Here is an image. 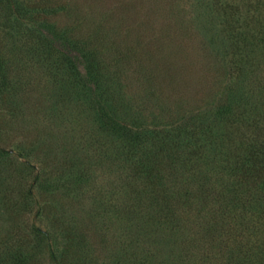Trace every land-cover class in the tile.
Segmentation results:
<instances>
[{
	"label": "trees",
	"instance_id": "16d2710c",
	"mask_svg": "<svg viewBox=\"0 0 264 264\" xmlns=\"http://www.w3.org/2000/svg\"><path fill=\"white\" fill-rule=\"evenodd\" d=\"M40 12L0 0V28L8 36L0 39V108H21L46 78L47 88L53 85L49 115L78 103L101 134L91 140L93 133L82 132L70 148L77 155L56 182L37 173L21 205L46 215L33 193H48L60 180L91 204L90 177L111 159L115 178L94 190L99 197L90 207L97 238L110 250L99 264H264V0H194L217 80L202 103L172 116L150 88L126 90L95 32L80 34L77 22L58 25ZM32 65L45 76L33 84L25 74ZM9 151L0 147V157ZM3 226L0 264H31L43 249L50 264H65L48 230L29 225L38 245L28 246L12 218ZM60 228L71 241L70 227Z\"/></svg>",
	"mask_w": 264,
	"mask_h": 264
},
{
	"label": "rangeland",
	"instance_id": "374dc122",
	"mask_svg": "<svg viewBox=\"0 0 264 264\" xmlns=\"http://www.w3.org/2000/svg\"><path fill=\"white\" fill-rule=\"evenodd\" d=\"M20 1L41 11L40 18L62 26L77 22L74 31L80 34L95 32V40L104 45L106 59L113 68L122 71L126 90L136 94L150 88L159 103L166 104V115L194 108L212 93L217 80L216 64L199 30L194 0ZM0 39H8L1 28ZM34 70L37 69L32 65L25 73L32 84L42 75ZM146 76L150 78L147 81ZM45 80L37 83V89L25 98L21 108L10 111L0 108V147L10 150L0 157V226L5 229L4 220L12 218L20 225L19 232L29 240L28 246H36L38 240L27 231L35 223L49 231L50 241L64 253L65 264H71V260L76 264H99L105 256L109 257L110 250L104 251L97 238L101 231L96 228L100 224L90 207L98 199L99 189L115 178L111 159L97 164L95 174L90 177L89 187L99 188L97 193L89 188L94 200L90 199L91 204L60 180V187L48 191L49 194L33 193L34 199L47 205L46 215L35 213V206L21 205L37 173L48 177V182H56L58 170L77 155L70 148L82 132L93 133L91 140L101 134L93 118L78 103H70L68 110L61 109L59 117L49 115L48 99L53 85L50 83L47 88L49 83ZM71 130L74 141L70 140ZM104 142L109 151L108 141ZM106 149L89 152L96 155ZM4 192H9V200L3 197ZM61 225L70 227L71 241L62 239ZM57 229L61 234H57ZM105 246L106 250L110 247ZM32 260L31 264H50L46 249L35 253Z\"/></svg>",
	"mask_w": 264,
	"mask_h": 264
}]
</instances>
